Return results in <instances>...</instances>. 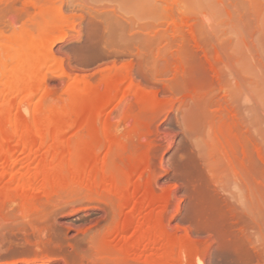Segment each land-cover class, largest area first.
Masks as SVG:
<instances>
[{"label":"rangeland","instance_id":"rangeland-1","mask_svg":"<svg viewBox=\"0 0 264 264\" xmlns=\"http://www.w3.org/2000/svg\"><path fill=\"white\" fill-rule=\"evenodd\" d=\"M0 47V264H264V0H0Z\"/></svg>","mask_w":264,"mask_h":264},{"label":"bare ground","instance_id":"bare-ground-1","mask_svg":"<svg viewBox=\"0 0 264 264\" xmlns=\"http://www.w3.org/2000/svg\"><path fill=\"white\" fill-rule=\"evenodd\" d=\"M31 4V3H30ZM31 27V26H30ZM51 33V32H50ZM48 34H49V32H48ZM46 36H48V35H46ZM26 37V36H25ZM33 37V36H32ZM36 37V36H35ZM43 37H44V33H43ZM29 38H30V40H31V37L29 36ZM49 37H47V39H48ZM25 39V38H24ZM23 39V40H24ZM46 39V40H47ZM50 39V38H49ZM20 40H22V39H20ZM26 40H28V39H26ZM11 41V40H10ZM15 42V41H14ZM16 42H19V40H17ZM37 42H38V40H37ZM23 43V42H22ZM25 43V42H24ZM27 43H28V41H27ZM39 43L41 44V43H44V42H40L39 41ZM38 43V44H39ZM18 46V45H17ZM16 48V47H15ZM25 48V47H24ZM4 49V47L3 48H1L0 47V55H1V53H2V51L1 50H3ZM13 49V48H12ZM31 49V48H30ZM40 49H41V47H40ZM4 50H6V49H4ZM17 50V49H16ZM42 50V49H41ZM37 51H39L38 49H37ZM45 51V50H44ZM7 52V51H6ZM40 52V55H41V58H40V56H38V58L39 59H43V58H45L46 57V54L44 53V52H42V51H39ZM38 52V53H39ZM4 53V52H3ZM8 53V52H7ZM47 53V52H46ZM5 54V53H4ZM3 54V55H4ZM1 57V56H0ZM37 58V57H36ZM2 59V58H1ZM40 62V61H39ZM34 68V67H33ZM39 70V69H38ZM34 71H36V69L34 70ZM33 73V72H32ZM112 77H114V76H112ZM125 77V76H124ZM39 80L40 79H37V80H35V84L34 85H38L39 84ZM117 82V81H116ZM120 83V82H119ZM10 84H12V83H9L8 84V86H10ZM39 86V85H38ZM34 87V86H33ZM106 89V88H105ZM85 90V89H84ZM86 90H87V88H86ZM92 90V89H91ZM7 92H6V94H5V96H10V95H12L13 94V92L15 91V89H14V87L13 86H11V87H9L8 88V90H6ZM33 91H34V88L31 90V91H27V92H24V96H26V95H29L30 93H33ZM98 94H99V92H98ZM104 101H103V103L100 105L101 107H104V106H106L107 104H109L110 103V100H111V92H109V91H105V93H104ZM1 105V104H0ZM2 106V105H1ZM3 108V107H2ZM4 109V108H3ZM1 111V110H0ZM1 113V112H0ZM19 117V116H18ZM22 120H23V118H22ZM67 122H69V121H67ZM71 123V122H70ZM73 123V122H72ZM69 123H64L63 125H64V127L66 126V127H68L67 125H68ZM63 127V128H64ZM62 128V127H61ZM16 136V135H15ZM4 146V145H3ZM5 148H6V150L5 149H3V151L5 150V152L6 151H8L10 148H8V147H6L5 146ZM8 148V149H7ZM2 154V153H1ZM1 162V161H0Z\"/></svg>","mask_w":264,"mask_h":264}]
</instances>
